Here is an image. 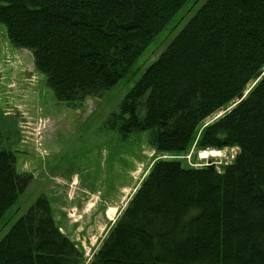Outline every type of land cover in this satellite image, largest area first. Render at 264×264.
<instances>
[{
    "label": "trees",
    "instance_id": "trees-1",
    "mask_svg": "<svg viewBox=\"0 0 264 264\" xmlns=\"http://www.w3.org/2000/svg\"><path fill=\"white\" fill-rule=\"evenodd\" d=\"M186 1L0 0V24L55 100L76 104L124 79ZM110 128L148 131L156 158L87 264H264V0H205ZM224 149L237 154L220 173L183 158ZM30 181L0 150V219ZM0 264L85 259L41 196L1 238Z\"/></svg>",
    "mask_w": 264,
    "mask_h": 264
},
{
    "label": "rangeland",
    "instance_id": "rangeland-1",
    "mask_svg": "<svg viewBox=\"0 0 264 264\" xmlns=\"http://www.w3.org/2000/svg\"><path fill=\"white\" fill-rule=\"evenodd\" d=\"M195 1H186L124 79L101 96L76 104L55 100L31 54L12 47L0 24V150L13 153L16 172L31 175L28 187L0 219V240L43 196L59 231L83 252L85 264L90 261L156 158L148 131L123 136L110 128L111 117L142 72L205 2ZM143 116L138 108V117ZM201 152L183 158L197 166L212 164L218 173L237 154L224 149L203 160Z\"/></svg>",
    "mask_w": 264,
    "mask_h": 264
},
{
    "label": "bare ground",
    "instance_id": "bare-ground-1",
    "mask_svg": "<svg viewBox=\"0 0 264 264\" xmlns=\"http://www.w3.org/2000/svg\"><path fill=\"white\" fill-rule=\"evenodd\" d=\"M219 152H217V151L201 152V153H199V158L204 160V159H207V158L216 157Z\"/></svg>",
    "mask_w": 264,
    "mask_h": 264
},
{
    "label": "crops",
    "instance_id": "crops-1",
    "mask_svg": "<svg viewBox=\"0 0 264 264\" xmlns=\"http://www.w3.org/2000/svg\"><path fill=\"white\" fill-rule=\"evenodd\" d=\"M110 208H114V207H110Z\"/></svg>",
    "mask_w": 264,
    "mask_h": 264
}]
</instances>
